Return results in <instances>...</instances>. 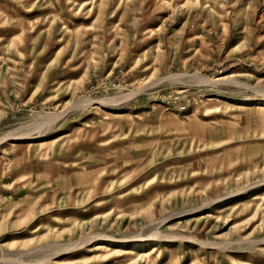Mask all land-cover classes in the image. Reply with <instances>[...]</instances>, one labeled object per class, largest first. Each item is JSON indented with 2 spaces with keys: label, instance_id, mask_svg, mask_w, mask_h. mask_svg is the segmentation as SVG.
<instances>
[{
  "label": "rangeland",
  "instance_id": "374dc122",
  "mask_svg": "<svg viewBox=\"0 0 264 264\" xmlns=\"http://www.w3.org/2000/svg\"><path fill=\"white\" fill-rule=\"evenodd\" d=\"M259 89L264 0H0V264H264Z\"/></svg>",
  "mask_w": 264,
  "mask_h": 264
},
{
  "label": "bare ground",
  "instance_id": "6f19581e",
  "mask_svg": "<svg viewBox=\"0 0 264 264\" xmlns=\"http://www.w3.org/2000/svg\"><path fill=\"white\" fill-rule=\"evenodd\" d=\"M198 79H200V80H202L203 82H206V83H208V82H210V83H212V84H214V83H218V82H216V81H220V82H222V80H210V79H208V78H206V77H204V76H196ZM237 81V80H236ZM236 84H241L240 82H235ZM253 89V88H252ZM259 92H260V94L261 95H264V89H259ZM128 96V95H127ZM90 99V98H89ZM83 100V99H82ZM85 100V99H84ZM91 100V99H90ZM111 100H113V99H111ZM86 101V100H85ZM109 240V239H108Z\"/></svg>",
  "mask_w": 264,
  "mask_h": 264
}]
</instances>
